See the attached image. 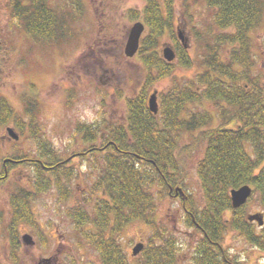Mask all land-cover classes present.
<instances>
[{
  "label": "trees",
  "instance_id": "1",
  "mask_svg": "<svg viewBox=\"0 0 264 264\" xmlns=\"http://www.w3.org/2000/svg\"><path fill=\"white\" fill-rule=\"evenodd\" d=\"M144 2L141 9L128 7L122 14L147 26L138 56L148 73L138 93L126 97L125 122L104 127L108 146L98 181L106 183L108 199L99 205L106 214L101 218H123L124 228L137 219L153 225L149 218L159 195L168 183H184L186 159L194 156L203 202L197 206L190 196L186 206L202 230L220 244L229 231H238L247 242L264 248V225L257 228L249 221L246 204L234 207L230 195L231 188L251 184L264 210V79L254 52V32L264 23V0H180L183 18L192 24L195 55L179 40L176 0ZM10 3L13 21L44 46L59 47L77 35L75 24L87 8L85 0ZM200 7L205 15L198 22ZM165 36L175 43L178 64L197 68L194 75L174 73L176 63L160 51ZM167 76L172 83L160 92V110L155 114L148 106V93L154 82ZM95 132L89 129L85 135ZM54 162L44 160L45 165ZM19 188L15 192H23L14 199L20 196L24 203L27 197L30 207L36 191ZM14 216L12 223L17 225L20 215L15 211ZM211 254L207 249L203 261Z\"/></svg>",
  "mask_w": 264,
  "mask_h": 264
},
{
  "label": "rangeland",
  "instance_id": "2",
  "mask_svg": "<svg viewBox=\"0 0 264 264\" xmlns=\"http://www.w3.org/2000/svg\"><path fill=\"white\" fill-rule=\"evenodd\" d=\"M87 5L86 13L75 24L74 37L66 43L61 49L49 48L42 50L38 47L34 48V56L27 57L38 60L36 72L30 73L33 75H41L43 78L40 81L42 85L37 91L39 99H41L40 121L44 134L53 138V145L60 153L61 157H66L71 153L79 150H86L92 144H100L99 139L94 141L89 138H83L85 135L83 124L99 123L104 129L108 123L122 124L125 122L127 113L126 97L133 96L138 93L141 86L145 83L148 70L142 63L138 55L127 57L125 54V46L128 39L130 27L135 21H130L122 17L123 9L134 7L141 9L144 5V0H85ZM200 13L197 14V21L200 22L201 15L204 14L202 7L199 8ZM5 11L2 10V13ZM119 13V14H117ZM117 14V15H116ZM118 19L112 21L114 17ZM196 19V17H194ZM176 25L177 32L183 31L186 42L188 43V51L190 54L196 53L195 36L192 29V24L183 18L180 0H176ZM195 23V22H194ZM12 35L15 40H22L27 44V47L34 45L32 37L22 31L20 23L12 20ZM255 47L254 52L258 60V68L262 69V77L264 79V23L254 32ZM166 44H172L176 50L175 43L167 36L161 42L160 51L163 55V49ZM100 49V50H98ZM46 51V52H45ZM58 63V68L56 67ZM175 74L181 76H192L196 73L197 68H188L178 64V56L175 59ZM104 67H111L113 71L104 72ZM13 70V69H12ZM258 71V69L256 68ZM47 71L54 78L48 79ZM15 72L11 74L7 84H0V92L7 93L13 108L18 112L23 113L21 95L29 91L28 84H23L20 81H15L13 78ZM14 74V75H13ZM10 80V81H9ZM19 80V79H18ZM172 83V77L167 76L156 82L150 87V93L156 88L159 93L167 89ZM33 88L34 86H30ZM210 104H206L209 107ZM94 127L89 126L88 129ZM6 127L0 124V134L5 132ZM38 133L37 129H33ZM31 132L25 131L23 136L18 141H9L4 143L0 138V162L6 155L37 153L41 149L37 140H33ZM189 136L185 135L184 139ZM188 139V138H187ZM100 159L101 156L93 155L79 156L75 158L70 165L76 167L72 176L75 182L80 184H89V178L93 181L98 176V170H94L89 164V159ZM47 160V157L44 158ZM186 166V176L184 177L185 187L189 192L194 194V203L199 206L203 202V191L200 187L199 178L196 170V162L194 156L188 158ZM25 168V167H23ZM90 172V173H89ZM19 174V182L22 181ZM85 181V182H84ZM36 182V180H35ZM21 183V182H20ZM183 183V184H184ZM78 185V184H77ZM18 186V185H17ZM13 183L7 184L0 190V213H4L3 218H9V200L13 188ZM30 189L36 190L34 187ZM166 191V190H165ZM165 191L160 194L158 201V217L160 221L168 219L170 232L177 236L178 240L183 244L184 248L179 249V264H193L192 253L195 251L196 244L192 243L195 237L196 229L192 224L188 225L185 219V213L182 207V202L179 198L169 197L165 195ZM51 192H46L42 195L34 196L32 199L33 208L35 209L36 218L38 221H43L45 231L47 232L44 240L40 241L39 249L44 253H49L54 244L52 230L48 228L49 218H66L62 215V207L54 210V196ZM55 193V192H54ZM76 196L73 200L76 202ZM253 199L248 203L247 213L260 210L261 205ZM157 199V200H158ZM74 201L68 200L65 205L72 204ZM43 212V216H39ZM166 212L171 214V223L169 218H164ZM246 213V214H247ZM175 217V220H174ZM11 218V217H10ZM3 221V220H2ZM4 223H0V231H4ZM257 228L260 227L255 222ZM3 225V226H2ZM175 225V226H174ZM153 228L149 227L143 220L131 221L124 229L123 246H134L137 240L142 236H147V233ZM167 229V228H166ZM44 231V232H45ZM41 233L38 234V236ZM40 238V236H39ZM6 238L0 234V264H8L3 251L5 248ZM195 245V246H194ZM227 257L238 262H250V264H262L264 260V250L256 248L243 237L238 231H229L222 241ZM89 255H92L89 250H85ZM38 252L31 251L27 255V262L32 263L33 259L38 256ZM248 259V261H247ZM252 262V263H251Z\"/></svg>",
  "mask_w": 264,
  "mask_h": 264
},
{
  "label": "flooded vegetation",
  "instance_id": "3",
  "mask_svg": "<svg viewBox=\"0 0 264 264\" xmlns=\"http://www.w3.org/2000/svg\"><path fill=\"white\" fill-rule=\"evenodd\" d=\"M2 10L5 12L2 13ZM12 19L10 0H0V84L6 85L14 71L13 78L16 79L15 81L28 84L29 91L21 95L23 107L21 111H24L23 113L13 108L7 93L0 92V124L6 127L5 132L0 134V138L4 143L18 141L25 131H29L31 132L30 137L37 140L36 142H38L41 149L37 153L38 156H35L34 152H27V154H20L19 156L11 153L3 158L2 163L0 162V190L10 183H13V186L18 185L17 188L12 189L10 194L9 218H3L4 213H0V223L5 222L4 231H0V234L6 238L5 249L2 251L7 263L29 264L27 255L35 250L39 255L33 259L31 264H179L181 259L179 249L184 247L177 236L172 234L170 229L165 226L164 223L167 224L168 219L160 221V217L157 215L159 199L153 217L149 218L154 224L152 225L144 220L153 229L147 233V236H142L137 240L136 243L143 242L144 244L138 251L134 246H123V218H101L102 215L105 216L106 214L102 206L99 205H102L108 199L106 183L98 181L100 173L103 171L102 164L105 163L104 157L107 153L108 136L106 130H99L98 127H102L97 123L83 124L88 128L89 126L96 128L94 135H91V137L84 135L83 138H89L92 141L99 139L100 144L71 153L66 157L60 156L53 145V138L46 135V133L44 134L40 121L42 104L37 90L42 86L39 83L43 77L41 75H30V73L36 72L35 68L39 61L34 60L36 57L31 59L30 62L26 60L27 57L34 56V48L38 47L43 50V45L34 38H32L34 45L28 47L24 41L12 39ZM22 31L27 34L24 28H22ZM56 67L58 68V63H56ZM103 70L104 72L113 71V68L104 67ZM48 73L47 71V75ZM52 74L48 75V79L54 78ZM31 85L34 87L31 88ZM2 88L4 87H0V89ZM8 127L15 129L19 134L18 139L9 134ZM34 128L38 130V133L34 132ZM90 148L95 149L90 150ZM91 154L92 156L94 154L101 156L97 160L89 159V164L93 169L98 170V176L94 181L89 178V184L76 183L72 176L74 172L76 174V167L73 164L70 165L71 162L79 156L86 158ZM46 157L54 158V164L48 165L46 163L45 165L44 158ZM38 163H41L43 167L38 168ZM59 164H67V167ZM19 174H21V183L18 179ZM57 180H60V182L58 183ZM184 184L172 185L168 183L166 191H163H165V195L167 192L169 197H176L181 200L188 225L192 224L196 229V235L192 240V243L195 242L194 244H196L195 251L192 253L193 264H250V262H238L235 258L231 260L227 257L224 246H221L222 243L220 244L218 240L209 239V236L197 222L194 213L186 206V202L190 196L194 197V194L189 192ZM178 185L183 187L185 193H182L180 189H176ZM31 186L37 188L36 195H42V193L45 194L50 191H52L51 196L56 194L57 197L54 196L53 200L55 207L53 208L56 210L62 207V212H64L62 217L66 216V218H49L50 220H48L50 222L48 228L52 230L55 239L49 253H44L39 249L40 241L44 240L47 232L44 230L43 221L39 222L36 218L33 203L31 207H28V199L25 198L24 203H20L22 199L20 196L14 199V196L23 192L19 190L20 192L17 194L15 189L19 187L27 189ZM75 195H77L76 202L73 200ZM68 200L74 202L65 205ZM257 210L259 211V209ZM261 210L264 211L260 207ZM15 211L20 215V221L17 225L12 223L13 218H15ZM30 212L33 213L34 218L31 217ZM187 214H190L191 218L188 219ZM39 216H43V212H40ZM164 218H169L171 223L170 212H166ZM12 226L14 229H12ZM39 233H41L40 238ZM202 243H210L214 247L205 249L201 247ZM100 245L103 247L100 248ZM253 246L264 250L260 246ZM207 249H211L212 254L205 259L206 261H203V255ZM85 250H89L92 255H89Z\"/></svg>",
  "mask_w": 264,
  "mask_h": 264
},
{
  "label": "water",
  "instance_id": "4",
  "mask_svg": "<svg viewBox=\"0 0 264 264\" xmlns=\"http://www.w3.org/2000/svg\"><path fill=\"white\" fill-rule=\"evenodd\" d=\"M145 23L141 20H138L133 23V25L129 29L128 33V39L125 46V54L127 56H134L140 47V40L141 36L145 30ZM179 36L182 40H184V36L182 33H179ZM164 58L168 61H173L176 58V51L173 48L171 44H166V46L163 49ZM148 106L150 110L154 113H157L159 111V102H158V91L155 89L148 97ZM8 132L12 136H14L16 139L19 138V134L15 131L13 127H8ZM184 193L183 189L181 187H177ZM253 191V188L250 186V184H244L237 188H232L230 190L231 192V198H232V204L234 207H239L245 204L251 195ZM249 220H257L260 225L264 223V215L263 213H254L248 215ZM143 243H137L135 245L136 251L141 249L143 247Z\"/></svg>",
  "mask_w": 264,
  "mask_h": 264
}]
</instances>
